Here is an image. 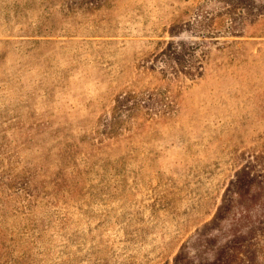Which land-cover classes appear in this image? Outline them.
<instances>
[{
    "label": "rangeland",
    "instance_id": "374dc122",
    "mask_svg": "<svg viewBox=\"0 0 264 264\" xmlns=\"http://www.w3.org/2000/svg\"><path fill=\"white\" fill-rule=\"evenodd\" d=\"M0 264H264V0H0Z\"/></svg>",
    "mask_w": 264,
    "mask_h": 264
}]
</instances>
